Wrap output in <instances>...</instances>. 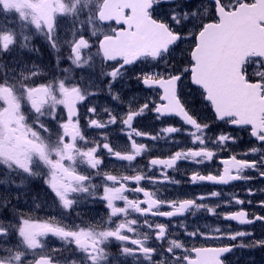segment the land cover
Segmentation results:
<instances>
[{
	"label": "snow or ice",
	"instance_id": "obj_1",
	"mask_svg": "<svg viewBox=\"0 0 264 264\" xmlns=\"http://www.w3.org/2000/svg\"><path fill=\"white\" fill-rule=\"evenodd\" d=\"M0 13L18 17L11 26H0V69H7L0 71V166L23 177L20 185L11 182L14 195L0 193V217L11 214V219L0 218V264H127L129 257L132 264H233L229 257L237 248H264V238L231 227L233 221L264 224V214L243 207L252 205L251 199L229 193L228 200L209 205L205 201L220 197V191L174 199L161 192L162 186L182 183L168 172L181 171L178 162L213 169L215 158L237 143L238 137L217 132L219 125L195 110L196 101L189 99L195 91L210 105L213 121L246 130L255 145L221 158L222 169L191 171L187 183L250 185L264 178V0H0ZM62 18L70 19L63 37ZM111 22L117 27L105 31ZM34 36H42L57 53V67L62 59L69 61L62 75L49 78L21 59L24 50H35ZM188 41L187 63L181 66L172 52ZM63 48L68 55L62 58ZM149 61L155 62L152 69L163 63V70L129 67ZM76 71L88 75L76 77ZM133 76L156 97L126 100L122 87L116 89ZM104 93L116 102L111 107L96 103ZM151 114L163 125L154 133L134 124ZM169 120L176 122L165 123ZM121 133L127 150L112 140ZM180 133L191 146L180 147L182 141L173 139ZM162 141L176 150L152 155ZM144 156L150 157L147 164L134 167ZM113 162L127 163L116 169ZM34 180L43 182L58 215H36L44 209L34 197V206L21 209L19 202ZM245 191L264 194V188ZM89 201L103 203L107 219L92 222L76 212V223L73 212ZM234 205L241 207L219 211ZM257 207L264 211V199ZM201 211L225 227L189 230L182 222L179 227L188 239L221 243L188 247L173 232V218ZM13 236L16 242L9 244ZM50 237L61 246L49 248ZM114 242L117 252L110 250Z\"/></svg>",
	"mask_w": 264,
	"mask_h": 264
},
{
	"label": "flooded vegetation",
	"instance_id": "obj_2",
	"mask_svg": "<svg viewBox=\"0 0 264 264\" xmlns=\"http://www.w3.org/2000/svg\"><path fill=\"white\" fill-rule=\"evenodd\" d=\"M193 4L200 2V0H191ZM83 18V17H81ZM9 26H11V23L7 22ZM70 25V19L69 18H62L61 20V36H64V32L67 30V28ZM117 25L114 22H111L109 24L105 25V31H108L109 28H115ZM32 47L35 49L33 51L24 50L23 55L21 59L26 61L29 65L35 64L37 65L44 73L45 75L51 77V75H57L60 76L61 69L70 67V63L66 59H62L61 63L57 67V53L49 47L47 42L44 40L43 37H36L34 36L31 41ZM191 46V41L182 43L180 47L172 52V58L173 62H183L181 66L186 65L187 59H188V50ZM95 52V49L92 50ZM18 55L17 52L13 53V56ZM62 58L66 57L68 55V49L63 48L62 51L59 54ZM182 55V58H179L178 56ZM12 57H6V59H11ZM155 62H138L135 65L129 66L132 69H135L137 71L139 70H163V63L160 65V69H152V64ZM97 64H99V60H97ZM7 69H0V71H6ZM81 75L87 76L88 73L84 72L81 73L80 71L75 72L76 77H80ZM100 80L103 79V77H99ZM39 82V81H38ZM99 82V81H97ZM185 83L187 84L188 81L186 80ZM103 87V85H101ZM123 89V97L127 99H131L132 97L137 98L140 100V102H143V98L147 96H151L153 98L156 97V93H154L151 90H148L145 88L142 84H139L135 81L134 76L129 79L128 77L125 78V83L121 86H117V91L120 89ZM185 92L191 91L189 88L184 89ZM189 99H194L196 101L194 107L195 110L201 114L202 117H207L209 122H212L215 125H219V127L216 129L217 132L219 131H225L229 132L232 135L238 137L237 143L235 145H230L228 151H224L221 156H218L215 158V164L213 165V169H222V165L220 164L221 158H227V156L231 155L233 152L235 153H243L248 148L255 145V141L253 138H251L248 135V132L246 130H240L233 126L226 125L222 121H213V112L211 111V108H208V105L205 101H203L202 97L199 93L193 92V95L189 97ZM111 97L107 95V93H104L100 96L99 100L96 101V103H99L101 105H107L109 107L112 106V104L116 102H111ZM126 107V106H125ZM81 112H83V109H81ZM61 116L66 115V113L61 112ZM153 115H148L145 119L140 121H134V124H137L138 127H140L141 130L144 131H151L155 132L157 129L162 127L163 125L160 124V122L153 121ZM176 121H178V118H176ZM176 121H166L165 123H173ZM147 125H150L151 127H147ZM49 127L52 129L53 132L56 131V122H52ZM89 135H96V133H89ZM173 139H180L182 143L180 144V147H186L191 146L189 137H187L184 133L177 134L173 137ZM113 142L119 143V146L121 149L127 150L128 148V141L126 134H119V136L113 134L112 136ZM138 142L141 143H150L146 138H137ZM176 147L173 145L168 144L167 141H162L159 143L157 150L153 151L152 155H159V156H166L169 154L170 151H175ZM150 157L144 156L143 158H137V161L134 163V167L137 165H146L148 162V159ZM238 158H251V157H244V156H238ZM116 169H121L124 165H126L127 162H113ZM179 168L181 171H173L168 170L169 175L173 176L176 180L182 181V183L179 186H168V187H161V192L163 195L168 199H174L177 196L180 198H185V194L187 198H191L193 196H198L200 194H206L210 193L211 191H220L221 196L220 197H210L208 200L205 201V203H208L209 205H214L222 200H228L230 197L228 196L229 193H233L238 195L241 199H251L253 201L252 205H244L247 209V211L251 212H257L259 214H264V211L260 210L257 205L259 200L264 199V194L256 193L254 196H247L246 195V188L251 186L253 188H264V178L257 179L253 183L246 184L244 181H235L232 182L230 185H213V184H188L187 178L190 175L191 171L197 170V168L203 172L207 173L210 169L206 166H196L191 164L187 161H181L178 162ZM111 167V165H110ZM116 174V173H114ZM125 174H132L131 172H125ZM158 174V173H156ZM246 174L255 175L253 172H247ZM23 179L22 176L17 175L15 173L7 174L4 171L3 166H0V193H8L10 195H14L16 192V189L14 186L11 185V182L14 181L16 185H20L21 180ZM98 182V181H97ZM8 184L9 187L6 188L5 185ZM130 186L131 182H130ZM143 186L145 187H151L146 182H143ZM21 187H23L21 185ZM10 189V191H9ZM28 195L27 197H22L19 206L22 210L27 211L29 207L34 206L33 204V197L35 198L36 203H40L43 206V211H39L36 213V215H39L41 217L47 216V215H58L57 210L52 205V198L50 194L48 193L46 187L44 186L43 182L41 180H34L32 181L27 189H26ZM134 198V197H130ZM140 198L142 197V194H140ZM13 204L16 203V201L13 199ZM122 204V202H121ZM241 206L234 205L231 209L221 208L219 211H227V210H237ZM167 210V209H165ZM76 212L80 213L81 218L84 220H90L92 222H95L96 220H100L101 218L107 219L108 210L105 207L103 203L100 202H86L82 203L72 214V218L76 220V223H80L79 219H76ZM138 215V214H136ZM186 218H173V232L176 233L177 236L181 238V240L185 241L186 246L192 247V246H215L221 243V241H208L205 242L202 238L200 239H188L182 229L179 227V224L185 223L189 225V230H191V226L199 225L201 228H204V226H208L209 229L215 228L217 226L219 227H225V222L222 220H219L217 218L212 217L210 214L204 213L203 211L197 212L195 216H192L191 214H185ZM0 218H7L11 219V214L9 211L4 212V216ZM157 222H167V218H158ZM231 227L234 230H247L254 233L253 239H259L264 238V224L256 223L255 225H239L237 222H230ZM244 242L248 241V238H243ZM16 242L15 237L9 238V244H14ZM224 243H228V241H224ZM233 243H239L233 242ZM47 244L49 248L53 247H60L61 242L56 240L54 237H50L47 240ZM110 250L112 252L118 251V245L117 243H113L111 245ZM230 260L233 261V264H264V248H237L234 253L229 257ZM127 264H132V259L129 257L127 260Z\"/></svg>",
	"mask_w": 264,
	"mask_h": 264
},
{
	"label": "rangeland",
	"instance_id": "obj_3",
	"mask_svg": "<svg viewBox=\"0 0 264 264\" xmlns=\"http://www.w3.org/2000/svg\"><path fill=\"white\" fill-rule=\"evenodd\" d=\"M198 3L200 2H197L195 4H198ZM8 20L10 23H13L18 20V17L14 16L13 14L5 15V14L0 13V26H4L5 24H7ZM36 37H42V36H36ZM178 57L182 58L183 56L179 55Z\"/></svg>",
	"mask_w": 264,
	"mask_h": 264
}]
</instances>
